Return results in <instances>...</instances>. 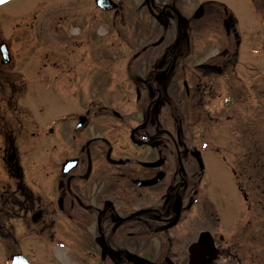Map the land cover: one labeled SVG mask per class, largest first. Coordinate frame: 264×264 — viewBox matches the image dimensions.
I'll use <instances>...</instances> for the list:
<instances>
[{"label":"flooded vegetation","instance_id":"flooded-vegetation-1","mask_svg":"<svg viewBox=\"0 0 264 264\" xmlns=\"http://www.w3.org/2000/svg\"><path fill=\"white\" fill-rule=\"evenodd\" d=\"M94 2L124 25L127 0ZM137 12L145 43L101 101L91 83L66 96L62 68L33 84L31 65L40 74L62 63L15 53L0 34V247L33 264H247L237 211L240 192L255 211L257 160L244 191V160L223 166L202 126L219 78L242 82L241 57L251 63L264 45V0H143Z\"/></svg>","mask_w":264,"mask_h":264},{"label":"rangeland","instance_id":"rangeland-1","mask_svg":"<svg viewBox=\"0 0 264 264\" xmlns=\"http://www.w3.org/2000/svg\"><path fill=\"white\" fill-rule=\"evenodd\" d=\"M142 4L143 0H127L125 22L124 25L120 23L117 31L113 26L116 21L108 23L96 11L94 0H10L0 8V34L13 39L15 53H25L29 57L40 56L45 63H62L61 67L48 66L40 74L34 73L35 66L31 65L29 74L33 84L35 77L41 78L52 70L62 68L66 96L78 97L74 92L91 83L96 101H101L105 94L116 97L118 90H114V87L124 77L120 73L121 68L124 69L133 53L145 43L144 34L139 29L137 12ZM141 16L143 17L142 13ZM120 30L123 37H119ZM44 39L47 40V45H43ZM124 40L128 47L120 44ZM221 48L216 45L215 50L208 51L211 53L207 56L215 58ZM256 49L251 63L245 62L241 57L240 65L234 72V75L238 73L242 82L236 77L219 78L221 86L215 97L207 102L204 110L206 123L202 126L206 129V138L211 148L219 149L220 153L228 157L227 167L232 166L237 159L244 160V191H249L250 163L257 160V187L254 192L257 204L252 207L255 211L249 212V203H245L241 192V207L237 211L241 219L240 237L247 242V247H242L247 264L251 262V258L254 261L252 264H264V45L259 43ZM45 55H50L48 62ZM249 64L252 71H249ZM73 76L75 78H70ZM230 82L240 87V103L238 97L234 98L235 88ZM51 83L53 82L49 77L43 88L48 89ZM247 86L251 87L250 95L242 92ZM99 91L105 94L102 95ZM80 92L81 90L78 93ZM244 92L248 94L246 100L250 98L251 106L243 104L241 95ZM32 94L27 93L26 100L30 101ZM68 111L67 108L66 112ZM215 151L214 154L218 155ZM219 179V175L216 176L217 183ZM250 216L255 218L254 226L251 227L250 224L244 229ZM245 230L246 235L243 234ZM6 258L5 249L0 247V264H7Z\"/></svg>","mask_w":264,"mask_h":264},{"label":"water","instance_id":"water-1","mask_svg":"<svg viewBox=\"0 0 264 264\" xmlns=\"http://www.w3.org/2000/svg\"><path fill=\"white\" fill-rule=\"evenodd\" d=\"M105 2L107 3L106 0H101V3H100V4H101L102 6H105V5H106ZM193 252L196 253V250H194ZM196 254H197V253H196ZM196 254H195V255H196ZM14 263H15V264H27L26 260H24V259H20L19 257H16V258H15Z\"/></svg>","mask_w":264,"mask_h":264},{"label":"snow or ice","instance_id":"snow-or-ice-1","mask_svg":"<svg viewBox=\"0 0 264 264\" xmlns=\"http://www.w3.org/2000/svg\"><path fill=\"white\" fill-rule=\"evenodd\" d=\"M8 0H0V4L7 3Z\"/></svg>","mask_w":264,"mask_h":264},{"label":"bare ground","instance_id":"bare-ground-1","mask_svg":"<svg viewBox=\"0 0 264 264\" xmlns=\"http://www.w3.org/2000/svg\"><path fill=\"white\" fill-rule=\"evenodd\" d=\"M10 3V2H9Z\"/></svg>","mask_w":264,"mask_h":264}]
</instances>
